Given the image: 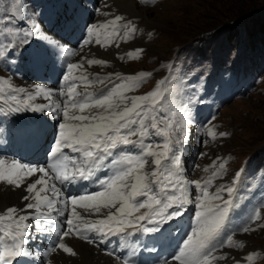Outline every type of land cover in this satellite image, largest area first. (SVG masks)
Here are the masks:
<instances>
[{
	"label": "rangeland",
	"instance_id": "374dc122",
	"mask_svg": "<svg viewBox=\"0 0 264 264\" xmlns=\"http://www.w3.org/2000/svg\"><path fill=\"white\" fill-rule=\"evenodd\" d=\"M36 1L38 0H0V17H13L11 20L0 21V28H3V31H0V41L6 42L15 35L9 33L8 28L27 29L33 22L48 28L49 34L60 36V31L49 21L56 6L62 13H66L69 6H79L86 11L85 13L95 14L91 26L107 24L116 16L122 17L116 21V31H113L112 26L107 29L96 28L89 36L87 29L90 23L84 25L83 30L86 33H83L79 41L77 39L76 46L70 45L69 48L77 52V55L73 56L76 59L79 53L90 54L95 48L101 51L115 50V47L120 50L122 46L133 49L135 42H141L143 47L139 50L142 51H134L136 55L119 53L115 58L135 79L108 77L110 71L115 70L112 63L90 65L97 73L94 76L89 75L90 72L82 66L74 72L78 75L76 91H86L95 96L115 89L123 95L131 93L136 97H149L143 105L145 108H159L162 103L170 109L171 127L159 125L163 129L159 135L155 134L154 129H149V137L145 138L144 142H160V147L155 149L156 151H164L165 140L180 149L183 163L180 175L188 185L190 200H195L199 196L201 205L205 202L206 205L203 206H207L212 197L210 193L216 191L219 186L233 188L231 195L225 190L222 193L223 199H217L216 205L211 209L215 212L217 206H223L225 201H231L215 243L228 231L227 228L224 229L225 226L232 225L236 228L237 223L233 221L239 218V215L249 212L252 217L254 212L259 213L258 217L250 220L251 224H247L249 226L247 232L239 231L245 225H241L242 222L237 226L231 245L225 243L219 249L216 248L210 257L213 258L210 264H264V0H117V2L97 0V10L89 8L85 0L84 4L80 0H78L80 2L40 0V4ZM131 3L137 6L138 12L144 11L148 20L146 18L133 20ZM17 8L24 13L23 19L14 16ZM47 11L49 15L43 24L42 16ZM123 19L129 21L124 22ZM17 22L24 24L19 27ZM126 32L127 38L124 35ZM97 34L101 37V43H96ZM34 39L36 42V38ZM84 39H89L90 42L81 47ZM27 48H30V51L26 52L29 60L23 79L6 73L4 62L0 59V96H7L13 89L21 88L20 84L25 77L34 81L49 78L51 67H57L59 57L53 54L56 48L47 41L36 42L22 49L10 48L6 54L8 56L9 52L13 51V55H19L20 51ZM142 72L150 75L140 76ZM82 76L87 77V82L81 79ZM100 79L103 82H100ZM57 81L59 82L58 79ZM52 87L56 92L62 89L57 85ZM151 93H157V96L150 97ZM58 99L63 100L62 96ZM27 100L24 94H17V100L0 99V105L10 107L4 108L8 112L18 107L19 111L14 112L16 118L22 116L21 113L29 118ZM154 100L160 103L153 105ZM75 111L78 112V109ZM156 114L165 115L161 112ZM41 116L50 123L54 122V119L49 120L48 117ZM36 119L39 122L40 118ZM41 121L48 127H57ZM77 122L80 123L79 121L72 123ZM131 139L138 140L140 137ZM121 146H130L127 148L130 153L142 151L139 145ZM116 151L118 152V148ZM77 156L79 159V153ZM145 158L149 163L144 166L143 171H153L154 166L151 163L153 157ZM221 164L223 168H220ZM145 181L151 183V178L146 177ZM197 182L199 188L196 186ZM201 189L207 191L208 197L201 195ZM139 198L141 201L145 200V197ZM134 199L138 200V197ZM185 206L193 208L194 226L198 219L211 215L205 208L206 211L200 210L195 203L183 205L182 209ZM158 208L159 205L151 201L139 209L129 206L126 209L128 215L118 214L116 218L119 220L114 219L109 225L96 227L109 229L120 220L131 229L139 228L143 223L166 225L180 215L177 213L168 219L163 218L176 208L175 202L163 214L156 211ZM111 211H116V208H112ZM200 211L201 217L198 218L196 213ZM0 214H3L1 210ZM94 215L101 217L100 213ZM140 216H144V220H139ZM69 218L74 219L71 212L66 214L64 220ZM129 221H132L130 226ZM86 227H80L79 232L81 230L87 232ZM20 228L22 225L10 224L7 218L0 220V254L8 250L7 245L12 242L11 234ZM109 232L112 230L106 231V234ZM96 233L102 234L105 231ZM4 241L8 244L6 245ZM233 256L236 258L251 256V259H236L234 262ZM9 258L13 260L15 257ZM20 258L24 264H35L31 257ZM39 260L43 264H48L49 258L43 256ZM107 260L110 263L109 259Z\"/></svg>",
	"mask_w": 264,
	"mask_h": 264
},
{
	"label": "snow or ice",
	"instance_id": "6c2138e0",
	"mask_svg": "<svg viewBox=\"0 0 264 264\" xmlns=\"http://www.w3.org/2000/svg\"><path fill=\"white\" fill-rule=\"evenodd\" d=\"M14 16L20 19L24 18V13L17 8ZM13 17H0V21L4 19L11 20ZM122 17L116 16L114 20L107 22V24L92 25L87 29V34L91 36L96 28L107 29L109 26L116 31V21ZM3 31V28H0ZM9 33H14L10 39L0 41V57H5L6 52L14 47L22 48L28 44L31 39L38 38L45 40L50 44H54L47 35L40 30L39 24L33 22L27 29L8 28ZM125 38L128 33L126 32ZM89 39H84L81 47L88 44ZM101 37L97 34L96 43H101ZM65 56H75L76 51L68 48L62 49ZM142 51V50H137ZM129 56L133 53H128ZM123 59V57H121ZM85 61L80 64L67 63V70L69 73L73 69L82 67ZM88 65L104 64L105 61L90 59L87 60ZM150 75L148 73H140V76ZM119 77V74H117ZM64 81H69V76L63 77ZM81 79L87 82V77L82 76ZM106 79V78H105ZM100 82H103L102 80ZM163 83V82H162ZM77 85L74 82L66 83L62 89L56 93L49 91L43 87L37 86L35 92L26 91L24 88H15L7 96H0L4 100H17V94H24L28 100L34 99L35 95H43L45 99L51 101L47 105L48 111L55 112L59 115L63 112L64 123H60V137L57 139L56 146L52 148V160L47 165V168L52 172L57 173L55 179L60 181V185L66 186L67 183H76L78 179L69 177L66 173L61 172L67 163L70 161L71 167L79 172V176L84 181H88L95 177L96 172L102 169L108 170L106 178H101L96 181L93 187L97 191L93 193L86 192L78 197H72L70 200L73 206L71 215L78 222L74 224L73 219L69 218L63 221L67 225L61 230V223H53L58 220V217L65 216L69 207V200L65 197L63 189L55 182H49L44 179L48 176V171L44 167H32L24 165L17 161L11 162V168L7 171L4 169V161L0 160V182H6L13 188H19L26 184L24 188L27 195L22 199L28 201L25 209H36L35 231L38 233H54L55 238L52 240L48 251H55L57 247L63 249L65 253L75 255L74 251L64 243V238L69 236L76 228L79 230L82 226H91L97 232H103L104 228L96 227L97 225H109V223L116 218L115 214L111 212L112 208H116L117 213L121 216L128 215L126 209L131 206L133 208H143L151 201L159 205L157 212L163 214L173 202L176 203V208L167 213L164 219H168L177 214L182 209L183 205L195 203L197 207H201L200 197L195 200H190L188 196V185L184 182L180 173L183 170L182 156L180 149L175 148L170 141L165 140L163 143L164 151H156L160 147V142L145 143V138L149 137V129H154L155 134L159 135L163 129L159 125L163 124L166 127H171V110L166 108L162 103L159 108L148 107L143 105L149 100V97H126L122 92L115 89L110 90L106 94L93 95L86 91L77 92ZM63 96L60 100L56 97ZM150 97H156L157 93L149 94ZM160 103L153 101V105ZM28 108L33 111H44L45 105L29 104ZM78 109L77 111L69 112L68 109ZM95 109V111L93 110ZM0 111H3L0 108ZM12 112L19 111L18 107L11 109ZM157 112L165 113V115H157ZM151 113V115H150ZM5 115L10 113L5 111ZM72 121H79L80 123H72ZM150 121V123H145ZM67 129V131H65ZM140 137L138 140H132L131 137ZM179 143V138L177 139ZM121 145H139L142 148L140 153H130L121 148L119 152L116 151ZM61 146L70 148L73 153H79V159L65 154L61 150ZM147 156L153 157L151 161L154 170L151 172H144V166L148 164ZM223 168V164L220 165ZM43 173V176L38 177L33 182H26V177H30L35 173ZM62 177V178H61ZM150 177L151 183L146 182L145 178ZM40 185L41 187H37ZM197 188L200 187L197 182ZM103 189V190H100ZM227 191L229 195L232 194L233 188L228 186L225 188L221 185L217 188L216 193L210 199H223L222 193ZM201 195L208 197L206 190L201 189ZM135 197H145L144 201L135 200ZM46 202L47 211H41V204ZM129 202L131 204L129 205ZM231 201H225L223 206H217V211L213 212L211 208L208 211L211 213L209 217L198 219L196 226L192 228V235L187 236L184 240V247L179 249V254L175 255L174 259L179 261V264H203L213 254L216 248L224 246L225 242L230 246L232 241L230 237L225 240L217 241L219 231L227 216ZM58 205V207H57ZM119 205V207H117ZM75 206L84 208L86 211L92 209L95 213H101L102 209L109 211L104 213L106 219H86L79 212L75 210ZM20 209L15 207L8 208L3 214H0V220L5 217L18 216V222H24L29 219L27 215L19 214ZM55 213V214H54ZM258 211L253 213L249 220L258 217ZM196 216L201 217V212H197ZM139 220H144V216L138 217ZM46 223H40V221ZM123 222L122 220L120 221ZM151 222V217H149ZM132 221H129V226ZM162 225L157 223L151 228L145 229L147 232H155ZM29 224L22 223V228L11 234V243L7 245V251L0 254V264H12L11 259H6V256L20 258L21 256L30 257L33 255L23 245L28 243ZM111 230V229H109ZM249 226L245 224L239 231L247 232ZM123 233V229H120ZM199 231V235H198ZM82 239L92 244L96 241L90 239L87 233H79ZM128 235V234H125ZM195 238V239H194ZM126 245L122 244L121 247ZM107 252V250H105ZM47 254V253H45ZM109 255L114 253L109 252ZM131 253L126 257H119L124 261V264H129ZM246 259H251L248 256ZM162 264H168L165 260Z\"/></svg>",
	"mask_w": 264,
	"mask_h": 264
},
{
	"label": "bare ground",
	"instance_id": "6f19581e",
	"mask_svg": "<svg viewBox=\"0 0 264 264\" xmlns=\"http://www.w3.org/2000/svg\"><path fill=\"white\" fill-rule=\"evenodd\" d=\"M75 1L76 2H80L78 0H75ZM64 2H69V1L64 0ZM116 2H117V0H116ZM82 4H84L83 0H82ZM131 4L132 5L130 6V9H131V13H133V15H132V19L133 20L142 19V18H146L148 20L147 14L144 11L143 12H138L137 6L135 4H133V3H131ZM86 5L88 6V3ZM127 21H129V20H127V19L124 20V22H127ZM40 30L45 35H47L52 41L55 42L54 43V48H56V50L54 51L53 54H55L56 57L58 56L60 58L61 57V52H63L62 49L67 48L65 46V42L60 40L59 35H56V37H57L56 38L54 35L49 34L48 33L49 32L48 28H46L45 26H41L40 25ZM40 41L42 42V41H45V40H41V39L36 38V42H40ZM36 42H35V39L33 38V39H31V41L28 44L24 45L23 47L32 46ZM142 47H143V45H142L141 42H135V46L133 47V49H128L126 46H122L121 48H119L120 50H117L116 47H115V50L114 49H110L109 51L108 50L107 51H101L98 48H95L93 50V52L90 53V54L79 53V56H76L77 57L76 59L74 58L75 56L74 57L73 56H69V62L70 63H76V64L79 65L80 62L83 61V59H84V61H85L84 65H83L84 69L85 70L87 69L86 71L90 72L89 75H93L94 76L97 73H95V69L92 68L93 64H92V66H90V65H88L86 63V61L90 60V59L102 60V61H105L106 63H112L115 66V70L114 71H110V74L107 75L108 77H110V76H113L114 78H116V77L117 78L126 77L127 79H130V80L132 79L133 80V79H135V77L132 75V73L128 72L125 69L126 67L118 64V61L115 58H116L117 54L119 55V53L122 54V55L123 54L127 55L128 53H130V51H131V53L136 55L137 53H135L134 51L139 50V48H142ZM68 49L74 51V49L71 48V47L68 48ZM0 59L2 60L3 57H0ZM78 68H80V67H78ZM74 72H75V69H73L71 71V74H68V72L65 73V72H63V67H61L60 72L59 73H55V75L54 76L52 75V77L54 79H58L59 83L60 82L62 83V87L66 83H69V82H74L78 86V75L76 73H74ZM51 74L52 73L50 72V75ZM117 74H119V77L117 76ZM65 75L69 76V81H67V82L64 81V79H63V77ZM136 76H139V75H136ZM39 82H40V79H38V80L36 79L34 81V79H31L29 77H25V79L22 81V83L20 85H21V88H24L26 91H31L33 93L35 92V89H36L37 86L43 87V88H45V89H47L49 91H52L53 93H56V90L53 89L52 85H49V86L41 85V84H39ZM124 96H126V97H136V96L132 95L131 93L130 94L128 93L127 95H124ZM56 98L58 99V97H56ZM62 99H64L63 96H62ZM27 101H28V105L29 104L45 105V110L44 111H33V110L29 109L30 110V114H29L30 117L27 118L26 116H24L23 113H21L22 116H18L19 120L27 121L29 123L32 122V121H36L37 122L36 118L39 117L40 118L39 119V123L42 122L41 120H44V121H46L47 124L53 125V126H58V125H60V123H64L65 122L64 119H63V112H60L59 115H56L55 112H51L50 113L48 111L47 105H49L51 103V101L48 100V99H45L42 94L41 95H35L34 99L27 100ZM68 111L69 112H73V111H75V109L69 108ZM36 115H39V116H36ZM41 115H44V116L48 117L49 120L54 119V122L50 123L48 120H46ZM72 122H74V121H72ZM42 123H44V122H42ZM65 131H67V129H65ZM58 139H62L60 137V132L58 134ZM68 150H69V152L73 153L70 148H68ZM75 158L78 159V156H76ZM0 160L4 161L3 167H4V169L6 171L11 168V162L13 161V159H11L10 153L7 152L4 148H1V147H0ZM44 168L49 173L48 176L44 177V179L46 181H49V182H55V177H56L57 173L50 172L46 167H44ZM61 172L66 173L69 177H77L78 173H79V172H77L75 169H73L71 167L70 161L67 163V165L64 168L61 169ZM43 175H44L43 173L37 172V173L33 174L30 177H26L25 179H26V182L30 183V182H33L34 180H36L38 177L43 176ZM25 187H26V184L24 186H22V187H19V188H13V186L8 185L6 182H0V210L4 213L8 208L15 207V208L21 210V212L19 214L29 216V219L27 221H24V222H18V216H16V215H14L13 217H5V218H7V222L10 223V224H18V225H22V223L29 224V229H28L29 236L27 237L28 243L23 245L22 247H26V249L29 252L33 253V255L30 256V257L33 259V262L35 264H43V262L41 260H39L43 256H47L49 258L48 264H124L123 260H121L119 258H116V257H113V256L105 253L96 244H94V243L90 244L87 241H85V239H82L81 236L78 234V231L80 230V228H79V230H77L76 228H73L71 234L64 238V243L74 251L75 255H71V254L65 253L63 251V249H60L59 247L56 248L57 251L55 250V251L49 252L48 248H49L52 240L55 238V234L54 233H50V232L38 233V232L35 231V225L37 224L35 216H36V211L37 210L36 209H25V205L28 203V201H24L22 199V197L24 195H27V193L24 190ZM37 187L39 188L41 186L37 185ZM215 193H216V191H212L210 194L213 196ZM216 200L217 199H211L208 202L207 206H203V205H206L205 202H204L201 205L200 210H205L206 209L208 211L209 208L212 209L214 207V205H216ZM57 207H58V205H57ZM117 207H119V205H117ZM72 208H73V206L71 205V203L69 201V207H68V210L66 211V214L71 212ZM40 210L41 211H47L48 210L46 208V202H43L41 204V209ZM75 210L77 212H78V210H80L79 213L83 217H85L86 219H94V220H99V219L106 218L104 213L109 211L108 209H102V211L100 213L101 217L98 218L97 216L94 215L95 212L92 211V209H88L86 211L84 208H81L79 206H75ZM111 212L113 214H115V216H117L119 214V213H117V211H111ZM66 214H65V216L58 217V220L53 222V223H61V230H63L64 228L67 227V225L63 223L64 218H66ZM115 219L119 220L118 217L115 218ZM120 221L118 222V224H120V226L118 224H114V225H112L111 228H109L111 230H115V231H112V233L118 232V230H120L121 228L123 230L130 229V227H127L125 222L121 223ZM73 222H74V224L78 223L75 220V218L73 219ZM40 223H46V222L42 220V221H40ZM101 228H103V227H101ZM109 229H105L104 228V231L105 232L106 231H110ZM136 229L137 228H134V230H136ZM86 230H87V232L81 230L79 233H87V235H88L91 231H95L94 229H91V226H87ZM232 238H231V240H234ZM4 243H6V245L8 244V242H5V241H4ZM41 246H42V248H41ZM37 248H40L41 250H38ZM43 252H44V254H43ZM45 253H47V254H45ZM7 258H9V257H7ZM243 258H246V257H243ZM243 258H236L235 256H233L232 259L235 262L236 259L237 260H241ZM9 259H11V258H9ZM102 259H104V260H102ZM107 259H109L110 263L107 262L108 261ZM212 259L213 258H209V260L203 262V264L212 263L211 262ZM101 260L104 261V263H102ZM168 264H179V261H168ZM236 264H239V263H236Z\"/></svg>",
	"mask_w": 264,
	"mask_h": 264
}]
</instances>
